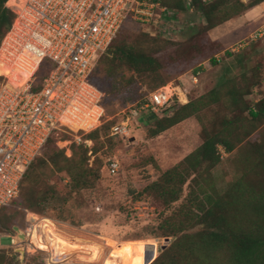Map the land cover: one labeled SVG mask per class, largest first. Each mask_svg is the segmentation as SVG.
Wrapping results in <instances>:
<instances>
[{
	"label": "rangeland",
	"instance_id": "obj_1",
	"mask_svg": "<svg viewBox=\"0 0 264 264\" xmlns=\"http://www.w3.org/2000/svg\"><path fill=\"white\" fill-rule=\"evenodd\" d=\"M242 15L247 16L248 21L239 32L230 33L225 45L210 36L209 32H204L206 21L197 6L192 10L179 11L175 20L176 27L171 28L172 32L167 34V38L160 34L152 39L147 33V27L145 31V26L131 20L118 39L156 53L163 69L153 75H141L129 68L119 69L117 63L110 68L109 60L100 61L96 76L99 86L106 92V121L98 128L100 139L95 146L93 142L88 152L89 166L101 167L99 179L93 187L76 190L72 187L68 172L72 165L61 163L64 168H54L51 164L45 167L31 186L25 182L20 197L0 210V240L3 245L0 246V256L12 259L14 264H25L22 254L17 255V261L12 258L14 250L7 246L10 238L5 234L11 228L26 226L27 212L30 210L26 214L21 211L25 199H36L51 186L58 189L64 198L62 208H59L63 211L35 210L43 217L53 219L59 232L57 236L68 240L67 247L53 245L56 260H59L57 255L62 254L65 259L60 260L68 261V264H103V258L110 252L123 254L130 245H140L142 248L136 253L132 264H150L163 251L162 245L166 244L168 248L186 233L197 235L202 226L192 225L193 222L188 223L189 227L176 236H164L165 230L161 229L168 214L187 201L192 189L195 188L196 193L203 196L192 177L184 185L180 199L171 204H167L157 191L144 189L202 144L203 125L216 127L225 116H233L227 90L234 82L238 86H243L245 82L257 83L245 95L251 106L262 97L264 35L253 40L251 34L264 27V6L249 9L234 18ZM214 58L217 64L212 63ZM193 74L198 77L196 81L191 76ZM131 76H134V81H131ZM161 80L186 87L189 101L203 97L206 107L200 112V118L192 116L152 137L150 122L166 113L154 115L145 112L143 116L149 118V122L143 123L144 119L141 118L129 135H112L111 126L123 119L124 110L152 91ZM247 114L244 113L245 116ZM242 123L244 127L250 128L249 120L242 119ZM65 141L58 144L67 149L70 142ZM256 144L264 145V125L233 152L220 150L221 161L200 179L201 184L210 192L223 194L245 172L247 181H258L262 169L258 167L261 153ZM111 157H117L121 162L120 171L116 175H110L104 168ZM167 237H170L169 242L166 241ZM69 241L83 248L77 252ZM86 244L100 245L103 251L101 259L89 260L82 252ZM154 246H157L155 252ZM43 256L42 253L35 254L32 261L44 264Z\"/></svg>",
	"mask_w": 264,
	"mask_h": 264
},
{
	"label": "built area",
	"instance_id": "obj_2",
	"mask_svg": "<svg viewBox=\"0 0 264 264\" xmlns=\"http://www.w3.org/2000/svg\"><path fill=\"white\" fill-rule=\"evenodd\" d=\"M186 3L192 10V0ZM6 5L15 17L0 43V209L19 198L29 165L43 155L50 137L67 132L77 144L92 146L84 135L105 123L106 107L105 93L91 74L124 23L132 18L151 36L167 38L178 16L154 0H8ZM263 28L251 39L262 37ZM45 60L55 65L40 82ZM188 101L185 88L162 85L126 108L111 133L127 136L145 112L158 115L174 102ZM104 168L116 175L121 162L108 158ZM26 221L25 227L5 234L7 246L22 254V260L42 253L44 264H68L55 259L51 246L59 234L55 221L33 211L27 212Z\"/></svg>",
	"mask_w": 264,
	"mask_h": 264
},
{
	"label": "trees",
	"instance_id": "obj_3",
	"mask_svg": "<svg viewBox=\"0 0 264 264\" xmlns=\"http://www.w3.org/2000/svg\"><path fill=\"white\" fill-rule=\"evenodd\" d=\"M7 1L0 0V43L15 17L13 10L6 5ZM154 1L160 2L177 14L179 11L190 9L186 0ZM263 1L192 0V5L193 7L197 6V10L203 14L206 21L204 32H209ZM131 20L141 25L132 18L127 20L107 52L99 58L91 74V81L105 94L106 92L99 86L96 76L100 61L109 60L110 68H113L117 63L119 69L129 68L134 73L141 75H153L163 69L156 53L153 54L142 46L132 44L127 40L118 39L123 28ZM152 37V39L157 38V36ZM217 62V59L214 58L212 63L217 64ZM54 65L51 60L43 62L38 72L40 82ZM131 77V81H134V76ZM161 81L160 84L155 85L153 90L167 84L166 80ZM254 84L257 83L252 81L250 83L245 82L243 86H238L237 82H234L233 86L227 90V98L232 105L233 116H225L219 121V126L216 127L209 128L203 125L202 144L180 163L166 170L159 180L154 181L144 189V191H157L167 204H171L180 199L184 185L192 177V181L198 185L203 194L200 196L196 193L195 188L192 189L187 201L168 214L161 225V229L165 230L164 236L178 235L189 227L188 223L191 222H193L192 225L202 226L200 232L197 235L192 234V236L186 233L173 241L150 264H183L182 262L184 264H264V154H262L264 153V145L256 144L258 152L261 153L258 167L262 169L258 181H247V172H245V175L234 181L230 189L223 194L210 192L200 182V179L205 174L210 173L221 161L220 146L226 152L231 153L239 146L244 145L251 135L259 131L264 125V93L254 106H251L245 98ZM122 87L125 85L122 84ZM205 107L206 102L203 97L195 98L185 104L174 102L162 112L166 114L155 117L150 122L152 127L150 135L152 137L160 135L192 116L200 118L199 114ZM245 112L248 113L247 116L244 115ZM242 119L250 121V128L244 127ZM149 120V118H145L143 123H147ZM98 133V129L91 131L84 135V138L92 140L95 146V143L100 139ZM59 140L70 141L68 148L72 153H66L68 148L60 147ZM88 152L89 147L85 144H77L69 133L62 132L58 137H50L43 155L29 165L21 183V192L24 183L26 182L31 186L45 167L51 164L54 168H64L61 163L72 165L69 166L68 172L74 189L81 190L93 187L100 177L101 167L89 166ZM62 199L64 198L60 191L51 186L48 191L45 190L36 199L26 198L21 211L23 214H26L27 210L38 213L35 209L40 212H47L49 209L62 212L63 210L59 209L62 205ZM9 230L8 233H15V228ZM17 255L18 253L13 251L11 256L17 261ZM33 256L27 254L24 263L38 264L32 261ZM4 263L14 264L12 259L9 260L6 256H0V264Z\"/></svg>",
	"mask_w": 264,
	"mask_h": 264
},
{
	"label": "bare ground",
	"instance_id": "obj_4",
	"mask_svg": "<svg viewBox=\"0 0 264 264\" xmlns=\"http://www.w3.org/2000/svg\"><path fill=\"white\" fill-rule=\"evenodd\" d=\"M0 71H2V70L0 69ZM56 237H58V236L56 235ZM65 239L66 238H60V237H58L57 240L52 243V246L53 245H56V246L57 245H60V246L61 245H64V247H67V245L69 243H68V240H65ZM69 242H70L71 246H73L75 249H77L76 250L77 252H79L78 250L80 248H83V247H80L79 248V246H75L76 244L73 243L72 241H69ZM72 244H74V245H72ZM156 247L155 246L153 247L154 252L156 250ZM141 248H142V246H140V245L139 246H136V247L133 246V245H130L123 254H120V253H117V252L112 251V252H110L108 255H106L103 258V264H132L133 258L136 256V253ZM146 248H148V246ZM150 248H151V246H150ZM82 252H84L86 254L87 258L89 260H92V261L101 259L102 255H103L102 248L98 244H86V245H84V250H82ZM57 256H59V258L57 257L59 260L60 259L61 260H64L65 259L62 256V254H58Z\"/></svg>",
	"mask_w": 264,
	"mask_h": 264
},
{
	"label": "crops",
	"instance_id": "obj_5",
	"mask_svg": "<svg viewBox=\"0 0 264 264\" xmlns=\"http://www.w3.org/2000/svg\"><path fill=\"white\" fill-rule=\"evenodd\" d=\"M263 6H264V1L262 3H260L259 5H256L255 7L251 8V10L257 9V8L263 7ZM247 21H248L247 16H245V15L239 16L237 18L231 19V20L217 26L216 28L210 30L209 35L212 36L214 39L219 40L221 43H223L225 45L228 43L227 40H228L230 33H234L237 31L239 32V29L242 27V25H245ZM193 75H191V76H193ZM175 85H178L181 88H186V87H182V85H180V84H175Z\"/></svg>",
	"mask_w": 264,
	"mask_h": 264
},
{
	"label": "water",
	"instance_id": "obj_6",
	"mask_svg": "<svg viewBox=\"0 0 264 264\" xmlns=\"http://www.w3.org/2000/svg\"><path fill=\"white\" fill-rule=\"evenodd\" d=\"M15 229H16V230H19L18 227H15ZM20 238H24V237H23V234H20ZM166 241L169 242V241H170V237H167V238H166ZM166 247H167L166 244L162 245V249H163V250H164Z\"/></svg>",
	"mask_w": 264,
	"mask_h": 264
}]
</instances>
